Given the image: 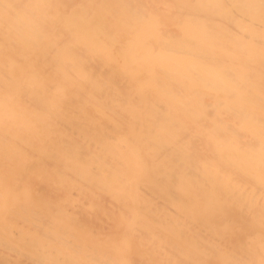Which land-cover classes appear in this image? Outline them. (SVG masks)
I'll use <instances>...</instances> for the list:
<instances>
[{"label":"bare ground","instance_id":"1","mask_svg":"<svg viewBox=\"0 0 264 264\" xmlns=\"http://www.w3.org/2000/svg\"><path fill=\"white\" fill-rule=\"evenodd\" d=\"M0 264H264V0H0Z\"/></svg>","mask_w":264,"mask_h":264}]
</instances>
